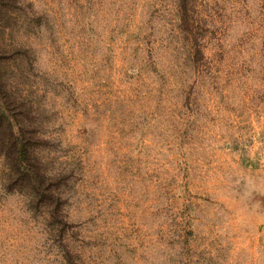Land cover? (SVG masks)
Instances as JSON below:
<instances>
[{
    "label": "rangeland",
    "instance_id": "1",
    "mask_svg": "<svg viewBox=\"0 0 264 264\" xmlns=\"http://www.w3.org/2000/svg\"><path fill=\"white\" fill-rule=\"evenodd\" d=\"M21 2L27 10L19 14L22 23L12 28L6 49L35 37L42 71L21 78L18 58L8 55L12 61L1 65V84L24 104L20 110L31 114L26 123L42 132L46 171L67 172L74 166L68 183L85 186L80 203L87 202L91 213L79 228L60 221L46 227L61 235L103 229L105 243L114 237L135 257L153 236L163 240L167 226L173 235L182 233L194 258L206 244L217 252L218 264H264V109L248 112L236 103L235 91L227 95L218 86L215 95L205 97L204 79L212 75L207 46H199L198 53L193 36L182 29L184 66L178 77L173 73L178 88H169L159 67L172 46L158 36L167 19L163 0H156L160 7L148 6L140 23L135 9L125 11L118 0ZM184 6L179 5L182 21L188 13ZM193 29L199 36V25ZM217 35L213 32L212 39ZM142 48L146 61L140 58ZM126 54L135 74L123 67ZM218 63H224L223 55ZM221 71L216 67V73ZM153 74L155 91L145 80ZM237 75L229 70L225 87ZM178 120L184 124L179 134ZM0 180L14 195L16 185L1 156ZM51 184L57 211L41 205L51 209L48 216L54 220V213L70 204L64 192L68 184ZM33 219L39 225V218Z\"/></svg>",
    "mask_w": 264,
    "mask_h": 264
},
{
    "label": "clouds",
    "instance_id": "2",
    "mask_svg": "<svg viewBox=\"0 0 264 264\" xmlns=\"http://www.w3.org/2000/svg\"><path fill=\"white\" fill-rule=\"evenodd\" d=\"M167 5L163 22V31L158 36L163 38L165 45L171 42V47L166 49V60L159 65L161 72L166 76L169 88H178L176 78L183 69L185 61L184 33L186 21H191L195 16V22L201 31L198 39L204 49L205 60L212 65V75L205 77L203 91L205 97L210 93L215 95V87L218 86L222 93L230 95L235 91L239 99L236 103L241 107H247L248 112L259 106L264 109L261 97H264V0H163ZM125 4V11L135 9L136 23L143 20L146 8L156 0H118V4ZM184 3L188 13L186 21L181 20L179 5ZM9 7L24 9L26 6L21 0H9ZM156 7H160L156 3ZM195 8V13L192 9ZM53 25V31L55 30ZM43 31V28L34 29ZM218 33L216 39H212V33ZM23 36V32H21ZM27 40V44L19 46L8 52L13 58H18V75L25 78L29 73L41 74V65L36 63L34 52L39 51L40 42L35 38ZM129 60L123 62V67L130 74H135L134 69L128 68ZM147 50L142 48L141 61L147 60ZM223 55L224 63H218V57ZM103 56L101 53L97 60ZM216 67L222 69L216 73ZM229 70L238 72L233 77V83L225 87V78ZM152 79L145 76L147 83L155 91ZM55 87V85H53ZM213 115L215 111L213 110ZM247 114V113H246ZM196 120V116L191 117ZM202 119V118H201ZM200 121H198L199 123ZM184 131L183 122L177 121V134ZM226 131V130H225ZM224 143V141H221ZM264 164V159L261 160ZM75 169L69 167L67 172H40V183L60 180L68 184L64 189L65 199L70 207L62 212L54 213L53 220L48 216L51 209L38 205V196L34 188L39 185L26 182L30 177H22L18 184L13 187L14 193H9L0 180V264H218V254L215 250L202 245L199 250V259L190 256L188 246L184 244L182 233L173 235L168 227H165L164 239L152 237L150 246L140 248L135 257L130 256L119 242H113L115 238L108 240L101 236L103 229L89 232L87 227L77 232H66L61 235L46 227L51 221L53 225L57 221L79 228V223L91 213L87 209V202L80 203L85 192L83 184L68 183L72 180ZM224 179L223 176L220 177ZM98 194V193H97ZM79 205V207L77 206ZM38 209V210H37ZM39 218L37 225L33 217ZM181 225L183 220L180 221ZM171 225V220L168 221ZM173 230H180L173 225ZM135 246V242H132ZM138 247V246H137ZM207 249V250H206ZM143 257V258H141Z\"/></svg>",
    "mask_w": 264,
    "mask_h": 264
},
{
    "label": "trees",
    "instance_id": "3",
    "mask_svg": "<svg viewBox=\"0 0 264 264\" xmlns=\"http://www.w3.org/2000/svg\"><path fill=\"white\" fill-rule=\"evenodd\" d=\"M184 7L187 9L186 5ZM22 11L23 9L9 7V0H0V68L2 63L12 61L9 60L6 40L12 30L22 23L21 15L19 16ZM186 16L183 21H186ZM195 25V18L192 17L190 22L186 21L184 29L193 36V45L196 46L197 52L201 53L197 32H193ZM1 83L3 77L0 73V156L7 161L10 180L17 185L22 177H30L31 180L26 182L39 185V188H34L38 204L50 205L57 211V198L52 181L40 183V172H47V165L44 163L46 159L40 150L45 138L40 129L26 123L32 120L31 114L20 110V106L24 104L19 103L17 97L11 96V90Z\"/></svg>",
    "mask_w": 264,
    "mask_h": 264
}]
</instances>
